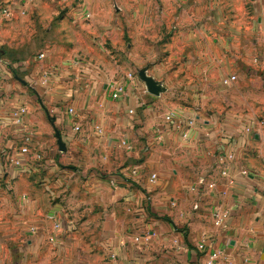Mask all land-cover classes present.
Returning a JSON list of instances; mask_svg holds the SVG:
<instances>
[{
  "label": "crops",
  "instance_id": "crops-1",
  "mask_svg": "<svg viewBox=\"0 0 264 264\" xmlns=\"http://www.w3.org/2000/svg\"><path fill=\"white\" fill-rule=\"evenodd\" d=\"M71 1L67 18L82 24L102 0H58ZM159 1L166 17L195 11L188 0ZM253 1L248 32L264 33V0ZM194 31L193 61L181 63L207 87L208 24ZM57 48L15 65L0 56V264H264L263 122L197 116L184 139L185 116L140 108L141 80L113 98L115 80L132 71L117 76Z\"/></svg>",
  "mask_w": 264,
  "mask_h": 264
},
{
  "label": "rangeland",
  "instance_id": "rangeland-1",
  "mask_svg": "<svg viewBox=\"0 0 264 264\" xmlns=\"http://www.w3.org/2000/svg\"><path fill=\"white\" fill-rule=\"evenodd\" d=\"M160 2L149 6L136 0L95 1L92 17L81 24L74 17L67 18L76 8L75 1L67 5L58 0H0V56L14 65L40 61L42 54H52L57 46L58 54L78 55L117 76L139 70L153 76L157 94L136 78L142 81L141 93L148 99L141 109L155 103L170 114L194 121L200 116L219 123L257 119L264 124V69L260 67L264 49L259 48L264 33L248 32L255 23L254 1L200 0L198 4L188 0L182 6H194L195 11L182 18L164 16ZM198 7L206 10L197 15ZM139 9L154 13L147 18L134 16ZM201 21L203 26L208 24L207 87L206 82L199 83L191 64L183 66V60L193 61L197 46L191 44L197 35L193 29H202ZM201 40L195 38V42Z\"/></svg>",
  "mask_w": 264,
  "mask_h": 264
},
{
  "label": "built area",
  "instance_id": "built-area-1",
  "mask_svg": "<svg viewBox=\"0 0 264 264\" xmlns=\"http://www.w3.org/2000/svg\"><path fill=\"white\" fill-rule=\"evenodd\" d=\"M4 13L5 14H8V16H9V10H5L4 11ZM44 55H41V57H43ZM141 72L142 71H137V72H135V71H132V72H130L127 76H126V78L125 79H122V80H118V81H115L114 82V84H113V98L114 99H118L123 93H124V90H125V82H126V80H129V81H131V80H133V79H136L137 77H140V79L145 83V81L143 80V78H142V76H141ZM146 73V72H145ZM146 76H147V74H146ZM233 81H235V80H237V77L234 75V76H232V78H231ZM74 110L73 109H69V114H71V115H73V112ZM132 113V112H131ZM27 114V108L25 107V106H23V107H21V108H19L16 112H14V118H15V121L17 122V123H21L22 122V119H23V117H24V115H26ZM184 118V117H183ZM183 118H180L181 120L178 122V125H179V127H183L184 128V131H183V134H182V136H183V138L184 139H188L189 138V130H190V128L191 127H193L194 125H195V121L193 120V119H183ZM174 119H175V116L174 115H168V116H166V118H165V120L167 121V122H174ZM98 131L99 132H101V130L98 128ZM248 131H249V129H248ZM25 141H26V143H29L30 142V138L29 137H27L26 139H25ZM28 148L27 147H24L23 149H22V153L24 154V153H28ZM233 159V154H231V153H227V154H221V156H220V160H221V162H223L224 164L226 163V160H232ZM16 165H20L21 164V162L20 161H16V162H14ZM157 180H158V177H157V175L156 174H153L152 176H151V182H154V183H156L157 182ZM217 216V218L219 219V217H218V214L216 215ZM220 224V221L218 220L217 222H216V225H219ZM55 228L56 229H60V225L59 224H56L55 225ZM32 230H34V229H32ZM53 239H51V241H52ZM203 247V246H202Z\"/></svg>",
  "mask_w": 264,
  "mask_h": 264
},
{
  "label": "water",
  "instance_id": "water-1",
  "mask_svg": "<svg viewBox=\"0 0 264 264\" xmlns=\"http://www.w3.org/2000/svg\"><path fill=\"white\" fill-rule=\"evenodd\" d=\"M141 76L143 78V80L145 81L146 85L148 86V89L151 93L157 94L158 93V87L156 86V82L150 78L146 76V73L144 71L141 72ZM57 140H58V146L61 152H66V145L65 143L62 141L61 136L59 135V133H57Z\"/></svg>",
  "mask_w": 264,
  "mask_h": 264
}]
</instances>
